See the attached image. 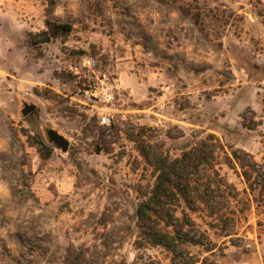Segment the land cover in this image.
<instances>
[{
    "label": "rangeland",
    "instance_id": "374dc122",
    "mask_svg": "<svg viewBox=\"0 0 264 264\" xmlns=\"http://www.w3.org/2000/svg\"><path fill=\"white\" fill-rule=\"evenodd\" d=\"M47 19L72 34L32 47ZM0 264H264V0H0Z\"/></svg>",
    "mask_w": 264,
    "mask_h": 264
},
{
    "label": "trees",
    "instance_id": "16d2710c",
    "mask_svg": "<svg viewBox=\"0 0 264 264\" xmlns=\"http://www.w3.org/2000/svg\"><path fill=\"white\" fill-rule=\"evenodd\" d=\"M177 9L184 17L189 18L193 22V24L198 27L199 31L202 34L204 33V25L201 14H192L189 8H186L184 6H177ZM72 32L73 26L71 24L47 19L44 22L43 30L35 34H28V42L32 47H40L56 39L64 40L69 37ZM41 148L44 153L41 154L42 158L49 159L53 154V150L47 149L43 146ZM164 166L165 170L157 177L156 182L149 192V197L146 200L142 201L136 210L139 234L141 237L149 241V243L152 245H163L161 244V242H159L158 232L156 231L155 227L152 226V219L157 216L156 209H158L160 206V200L162 198L168 197V192L173 196L177 195L174 191H178L179 194L185 197V193L180 192L181 186L179 183L182 180V174H185V172L189 168L186 158L184 157L181 159L173 160L169 162L167 166L165 163ZM185 176L188 179L186 180V182H189L191 176ZM187 188L188 187H185L184 189ZM174 234H177L178 236L179 233L174 232ZM172 240L174 241L175 239L172 238Z\"/></svg>",
    "mask_w": 264,
    "mask_h": 264
},
{
    "label": "built area",
    "instance_id": "2783aa9c",
    "mask_svg": "<svg viewBox=\"0 0 264 264\" xmlns=\"http://www.w3.org/2000/svg\"><path fill=\"white\" fill-rule=\"evenodd\" d=\"M80 65L83 69H87L88 71H94L96 68V62L92 58H84L80 60ZM97 91H94V94H97ZM100 98L99 100L104 103L108 104L112 101V96L107 91L99 92ZM98 125L101 127H110L111 125V118L107 114L99 116Z\"/></svg>",
    "mask_w": 264,
    "mask_h": 264
},
{
    "label": "water",
    "instance_id": "95a60500",
    "mask_svg": "<svg viewBox=\"0 0 264 264\" xmlns=\"http://www.w3.org/2000/svg\"><path fill=\"white\" fill-rule=\"evenodd\" d=\"M36 111V106L34 104H24L21 110L22 117H27ZM46 136L48 141L55 145L56 149L61 150L62 153H66L69 148V143L61 135L53 130H47Z\"/></svg>",
    "mask_w": 264,
    "mask_h": 264
}]
</instances>
